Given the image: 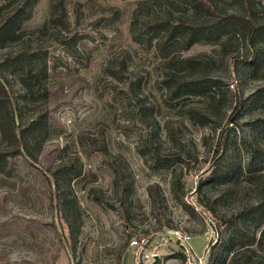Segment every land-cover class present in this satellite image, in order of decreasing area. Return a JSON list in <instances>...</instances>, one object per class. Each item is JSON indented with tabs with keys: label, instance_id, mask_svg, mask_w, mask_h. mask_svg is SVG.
I'll list each match as a JSON object with an SVG mask.
<instances>
[{
	"label": "rangeland",
	"instance_id": "374dc122",
	"mask_svg": "<svg viewBox=\"0 0 264 264\" xmlns=\"http://www.w3.org/2000/svg\"><path fill=\"white\" fill-rule=\"evenodd\" d=\"M48 4L38 0L20 29L0 38V60L40 47L41 78L26 87L17 72L6 75L18 121L26 125L40 110L47 119L45 130L28 133L29 151L15 158L14 176L0 175V222L16 223L12 233H0V264H205L214 245L218 260L229 259L237 247L229 248L232 229L218 225L207 198L224 212L262 199L264 64L249 61L240 33L182 51L170 41L159 48L156 39L134 38L136 8L139 20L167 10L184 15L185 0H65L70 26L59 34L43 26ZM6 5L0 0V14ZM199 53L204 70L190 71L175 58ZM167 62L177 76L218 79L219 97L169 98L162 83ZM237 92L246 100L234 123ZM190 107L207 112L208 121L188 119ZM101 141L107 157L97 151ZM5 143L0 133V147ZM153 149L167 156L169 167H150ZM72 160L80 173L52 184L51 193L45 176ZM214 160L226 172L199 185ZM114 164L125 176V199ZM244 221L258 240L264 224ZM252 248L251 259L264 264V239Z\"/></svg>",
	"mask_w": 264,
	"mask_h": 264
},
{
	"label": "trees",
	"instance_id": "16d2710c",
	"mask_svg": "<svg viewBox=\"0 0 264 264\" xmlns=\"http://www.w3.org/2000/svg\"><path fill=\"white\" fill-rule=\"evenodd\" d=\"M155 1L148 0V2ZM37 2L38 0H7V10L0 14V38H6L16 33L22 24L32 16V10ZM185 2L188 4V13L177 16L167 10L161 15L153 13L151 16L139 20L137 17L138 9L136 8L131 22L134 38L149 44L153 39H156L159 48L170 41L177 46L179 51H182L199 41L214 42L219 41L224 35L229 36L230 33H240L247 41L249 49L247 58L249 61L257 60L256 68L264 64V16L261 14L263 8L260 0H226L227 6L219 0H185ZM43 26L50 27L49 29H52L53 34L68 31L70 22L65 0H49L48 15ZM160 32L161 35L157 38L156 34ZM75 35L73 33L70 39ZM175 58L176 61L187 65L186 67L190 71L205 69L204 66L206 64L202 53L182 58L179 54H176ZM173 63V65L176 64L175 62ZM44 71L45 60L41 56L40 47L33 49L23 48L11 55L4 54L0 60V133L2 139L6 141L4 146L0 147V175L5 178L14 176L16 171L15 158L29 151L28 133L35 130H45L47 126V119L43 110H40L26 125H22L18 121L16 115L17 99L12 92L6 72H17L20 76V81L26 87H29V82L33 79L38 80L41 78L44 75ZM163 71L162 83L167 90L169 98L201 94L207 96L211 102H214V99L219 97L218 86L220 81L218 79L194 74L187 78L177 76L169 62L165 65L163 64ZM235 95L237 100L236 107L230 116L234 115L233 122L239 123V108L243 106L246 96L239 92L235 93ZM187 115L191 121L200 123H205L209 119L207 112H200L194 107L187 109ZM225 143L226 139H223V148H225ZM97 151L103 156H109L102 141L99 142ZM262 154L264 155V151ZM166 157L159 150L153 149L149 158L150 167L152 169L169 167ZM112 167L115 185L119 189L121 199H125L128 195L125 176L117 164ZM226 169L227 166L214 160L212 170L202 178L199 185L219 176L223 171L226 172ZM79 173L80 170L74 165L73 160L71 162L60 161L45 176L49 182L51 193L54 192L50 188L52 184L58 185L60 180L71 179V177ZM259 191L262 198L260 202L236 211H221L215 198H207L206 207L218 219V225L223 226L224 232L230 228L232 229L229 248H233L234 245H237V247L232 250L229 259L218 260V247L214 245L205 264H260L258 260L251 259V255L256 252L252 245L264 239V231H261V236L256 240L255 234L250 232L244 221L245 219H251L256 227L264 224V181L260 182ZM59 206L63 211H66L63 214L65 221H67L68 212L65 210V203L59 202ZM242 218L244 219L242 220ZM15 224V222L2 220L0 222V233H12L16 229ZM181 259L183 261V256Z\"/></svg>",
	"mask_w": 264,
	"mask_h": 264
},
{
	"label": "built area",
	"instance_id": "2783aa9c",
	"mask_svg": "<svg viewBox=\"0 0 264 264\" xmlns=\"http://www.w3.org/2000/svg\"><path fill=\"white\" fill-rule=\"evenodd\" d=\"M133 243H134V244H137V241H134Z\"/></svg>",
	"mask_w": 264,
	"mask_h": 264
}]
</instances>
